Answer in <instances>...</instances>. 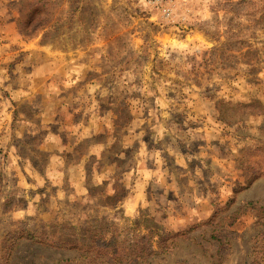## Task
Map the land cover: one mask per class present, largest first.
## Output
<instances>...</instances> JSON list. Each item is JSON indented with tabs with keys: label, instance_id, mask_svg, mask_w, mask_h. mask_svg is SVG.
Here are the masks:
<instances>
[{
	"label": "rangeland",
	"instance_id": "obj_1",
	"mask_svg": "<svg viewBox=\"0 0 264 264\" xmlns=\"http://www.w3.org/2000/svg\"><path fill=\"white\" fill-rule=\"evenodd\" d=\"M158 228L139 264H264V0H0V264Z\"/></svg>",
	"mask_w": 264,
	"mask_h": 264
},
{
	"label": "trees",
	"instance_id": "obj_2",
	"mask_svg": "<svg viewBox=\"0 0 264 264\" xmlns=\"http://www.w3.org/2000/svg\"><path fill=\"white\" fill-rule=\"evenodd\" d=\"M160 235L159 228L157 230L150 229L147 233L142 234L139 238L135 239L134 242L127 240H120L119 234H112L110 237H106L104 234H96L93 236L90 254H84L79 258L85 260L91 264H97L102 262H108L112 264H139V260L145 261L154 255L164 254L171 248V243L167 241L170 235L159 236L160 241L157 249L153 248L152 243L155 238ZM12 242L10 247L7 249V262L11 259V256L16 248V245L20 240L25 239L28 241H43L54 247H64L71 244V242L63 241L58 238L50 237H39L33 233H27L20 236H11ZM221 241V240H220ZM264 241V239H263ZM262 253H264V244L262 247ZM75 259H61L54 264H75ZM258 264V263H254Z\"/></svg>",
	"mask_w": 264,
	"mask_h": 264
},
{
	"label": "built area",
	"instance_id": "obj_3",
	"mask_svg": "<svg viewBox=\"0 0 264 264\" xmlns=\"http://www.w3.org/2000/svg\"><path fill=\"white\" fill-rule=\"evenodd\" d=\"M153 9L162 10L164 15L169 16L174 10L176 0H146Z\"/></svg>",
	"mask_w": 264,
	"mask_h": 264
}]
</instances>
